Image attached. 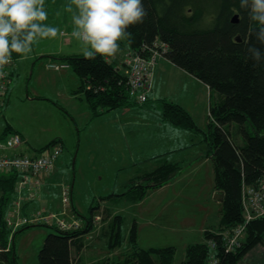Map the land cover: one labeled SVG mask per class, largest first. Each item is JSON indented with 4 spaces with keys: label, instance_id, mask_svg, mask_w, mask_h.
<instances>
[{
    "label": "trees",
    "instance_id": "1",
    "mask_svg": "<svg viewBox=\"0 0 264 264\" xmlns=\"http://www.w3.org/2000/svg\"><path fill=\"white\" fill-rule=\"evenodd\" d=\"M197 2L200 1L144 0L147 17L142 24L130 27L132 35L123 41L130 49L143 54L160 49L175 65L222 95L218 102L212 104L206 126H200L183 105L165 97L160 99L161 116L174 126L203 134L207 145L204 156L212 162L215 188L223 194L218 228L231 229L246 224L245 243L243 241L241 247L227 251L222 236H216L209 230L205 235L218 243L216 250L203 240L190 243L185 247V258L177 261L176 247H144L138 243L136 218L124 232L125 214L109 215L113 209L122 207L112 209L109 201L120 203L125 199L126 202H139L154 189L172 181L182 171V165L161 156L151 170L150 167H138L139 174L130 178L131 183L125 191L101 196L95 205H91L87 216L81 215L73 202L72 186L67 187L70 189L65 193V201L71 197L72 210L78 214V220H66L72 223L66 229L56 222L40 224L54 227V231L45 236L39 251V264H87L84 252L91 249L88 235L94 232L100 239V246H94L100 250L90 264H208L212 253L219 257L220 264H242L246 253L263 242L264 216L245 221L243 190L247 185L257 184L264 176V133L260 132L264 128V64H255L248 58L247 47L253 25L247 12L239 9V0H220L214 23L209 26L199 24L203 13L201 8L189 11V5L194 6ZM236 14L237 21H234ZM44 56L67 64L79 77L80 85L73 93L82 94L85 98L91 121L112 109L144 105L151 100L148 98L138 104L131 98L127 83L128 64L127 67L121 65L115 56H96L90 60H85L83 54L40 57ZM19 57L13 53L15 63ZM248 122L253 125L254 132L249 130ZM14 131L8 126L0 133V141L6 140ZM235 131L243 134V142L238 140ZM54 144L60 148L61 154L64 147L61 138L40 147V151ZM4 151L2 154L7 155L9 151L13 153L16 150L6 148ZM60 154L56 157L55 168ZM24 155L38 156L40 153L35 150L33 154L24 152ZM45 175L53 176L51 172H42L31 177L38 176L42 184L53 182L52 177L44 181ZM19 186V173H0V261L4 264H18L15 245H10L11 235L14 240L19 231L32 227L23 224L14 230L6 221L7 210L12 199L18 196ZM26 207L24 202L22 208ZM123 208L122 211L129 209L126 205ZM97 210L100 213H96ZM118 249L122 251L116 254Z\"/></svg>",
    "mask_w": 264,
    "mask_h": 264
},
{
    "label": "rangeland",
    "instance_id": "2",
    "mask_svg": "<svg viewBox=\"0 0 264 264\" xmlns=\"http://www.w3.org/2000/svg\"><path fill=\"white\" fill-rule=\"evenodd\" d=\"M199 1L194 6L189 5V11L195 7L201 8L203 13L199 24L209 26L214 23L220 0ZM69 3L70 0H45V8L48 12V20L45 23L58 27L61 34L55 39L38 40L33 46V52L22 56L23 69L19 70L18 74L15 72L12 75L8 93H11L9 104L5 99L0 109V132L5 128L8 120L27 141L23 139L25 143L21 147H15L14 152L18 156L24 152L33 154L35 150H38L41 155L43 151L45 153L51 150L56 144L41 151L40 147L56 138H61L64 142L57 167L51 171L53 176L49 175L54 179H52L53 182H50L51 178L46 175L44 181L49 182L44 184L40 183L38 176L30 177L29 181L33 180L35 184L28 181V185H21L18 188V196L12 199L7 210L6 221L13 227L12 229L15 230L23 224L32 225L28 229L19 231L14 240L13 234L10 237V245L14 244L16 248L18 264H39V251L45 236L54 231V227L27 222L29 218L54 213L62 218L67 217L65 220H78V214L76 215L72 210L71 197L67 202L65 201L67 196L65 193L70 189L67 187L72 186L73 202L81 215L87 216L91 205H95L101 196L125 191L131 183L130 178L139 174L138 167L143 169L150 167L149 170H151L158 162V158L164 156L155 154L138 163H134L132 159L143 157L144 151H150V147L156 143V132H158L156 130L160 129V125L153 121L161 112L158 102L149 99L150 101H145L144 105L135 104L131 107L115 108L91 121V112L85 98L82 94L73 93L81 82L73 69L50 67L51 60L48 59L51 58L40 57L42 50H48L45 55L48 52L56 55L83 54L84 49L81 43L71 35L73 31L71 14L66 10ZM131 51L132 49L122 40L120 50L114 55L115 59L127 67V58ZM35 52L39 58L37 61L40 60V62L34 69L35 60L32 56ZM156 55L158 56L157 66L165 56L163 52ZM42 63L48 64V67H40ZM170 65L171 69L167 72L163 69L159 71V84L164 86L166 91L168 89V92H171L170 97L173 98V96L176 97L173 94L180 93L182 87L180 84L186 76L181 68L174 64ZM63 68H66V72L60 70ZM155 68L152 74V89ZM127 72L129 73L128 70ZM174 78H179L177 85L173 82ZM166 79L167 81L163 83L162 81ZM200 90L198 100L201 105L200 111H194L195 116H193L200 126H206L212 104L218 102L222 95L211 89L210 91L204 88ZM131 98L136 101L134 97L131 96ZM167 125H170L175 132L185 130L169 122ZM247 126L252 132L255 131L251 122H248ZM18 131L13 133H19ZM260 132L264 133V128ZM234 134L240 142L244 141L241 132L237 134L235 131ZM190 140L194 141L190 150L181 154L182 171L178 172L172 181L154 189L139 202H126L125 199L120 200V203L109 201L112 209L120 205L122 209L125 205L129 207L128 210L123 211L120 208L113 209L109 213L110 216L117 212L125 214L124 232L136 218L138 243L144 247H176L177 261L185 258V247L188 244L202 240L209 242L210 239H207L205 235L206 231L211 230L214 235L222 236L228 230L218 228L223 197L214 185L212 162L204 156L207 146L204 136L193 134ZM181 141L184 143V139ZM155 149L159 150V147ZM3 152H5L4 149H0V155ZM13 153L9 151L7 155ZM19 179L22 180L21 177ZM24 202L31 206L27 209L22 208ZM41 205L45 209L36 208ZM243 211L245 217L246 210ZM11 212L12 216H10ZM96 213H100L99 210ZM99 218L97 216L96 219L99 220ZM247 229L246 226L241 235L244 243ZM88 237L91 249L84 253L86 263L90 264L98 257L100 249L94 245L100 246V239L95 232ZM118 250L116 254L122 251ZM0 264L4 263L0 261ZM242 264H264V240L246 253Z\"/></svg>",
    "mask_w": 264,
    "mask_h": 264
},
{
    "label": "clouds",
    "instance_id": "3",
    "mask_svg": "<svg viewBox=\"0 0 264 264\" xmlns=\"http://www.w3.org/2000/svg\"><path fill=\"white\" fill-rule=\"evenodd\" d=\"M239 9L247 12L253 25L248 58L264 64V0H239ZM66 10L71 14V35L81 43L85 60L114 56L120 42L131 37L129 28L142 24L148 15L144 0H70ZM47 20L45 0H0V77L6 75L4 68L12 62L13 53L27 56L38 40L61 34Z\"/></svg>",
    "mask_w": 264,
    "mask_h": 264
},
{
    "label": "built area",
    "instance_id": "4",
    "mask_svg": "<svg viewBox=\"0 0 264 264\" xmlns=\"http://www.w3.org/2000/svg\"><path fill=\"white\" fill-rule=\"evenodd\" d=\"M156 53L162 54V51L156 48L152 49L150 53L143 54L132 50L127 58L129 71L127 80L128 91L130 96L136 99V102L144 103L147 101L149 94L152 91V74L158 59ZM14 65L15 62L12 58V62L4 68L6 75L0 77V109H2V104H4L11 87ZM49 66L68 67V65L64 63H50ZM22 143V136L19 133H13L9 135L6 140L0 141V149L15 148ZM59 154L60 148L57 146H54L51 150L45 151V153L43 151L41 155H38L37 157L24 154L18 156L17 153L11 155L2 154L0 155V173L17 172L19 173V177L22 178V180L19 179L20 186L28 184L30 182L29 178L32 175H37L42 172H51L55 168L56 157ZM243 207V210H246V222L264 216V176L261 177L257 184H251L244 187ZM12 215L11 212L10 216ZM27 222H32L34 224H50L56 222L55 224L64 229L70 228L72 225V223H68L64 218L54 213L41 215L39 217L34 216V218H29ZM245 227L246 224H240L225 231V235H222V241L223 246L227 251H232L235 247L242 244L243 237H241V235L243 234ZM208 243L212 249L216 250L218 243L215 240L210 239ZM208 264H220L219 257L212 253L209 257Z\"/></svg>",
    "mask_w": 264,
    "mask_h": 264
},
{
    "label": "crops",
    "instance_id": "5",
    "mask_svg": "<svg viewBox=\"0 0 264 264\" xmlns=\"http://www.w3.org/2000/svg\"><path fill=\"white\" fill-rule=\"evenodd\" d=\"M47 51L48 50H42L40 55L41 56L45 55L47 53ZM36 53L37 52H35L34 55L32 56V59L35 60V62L33 61L34 62L33 63L34 69H35V66L40 62V60L39 61L36 60L37 59ZM48 54H51V52H48ZM23 60H24V58L22 56H20L17 59L16 66L14 68V73L16 72L15 74H18L19 70L23 69ZM48 60L49 61L51 60L50 62L54 61L52 59H48ZM170 64H174V63L166 57H163L159 61L158 65L156 66L155 71H154V75H153V86H154V88L150 92L149 98L150 99L152 98L151 100L158 102L160 104V106L162 105L160 102V99L163 97L168 98L170 100H173L175 102L180 103L181 105H183L187 110H189L194 115V111L199 110L201 107L200 102L198 101L199 95L201 94L200 89L204 88V89H207L208 91H210L209 86L206 85L205 83H203L201 80H199L195 76H193L192 74H190L189 72H186V70L182 69L183 73L185 74L184 76H186V78H184L182 80V82H181L182 85L180 84V86H182L180 89V93L173 94V95H176L177 98L175 96H173V98L170 97L171 92H168V89L166 91L164 86L159 84V71L161 69H163L167 72L168 70L171 69ZM43 66L48 67V64L45 65L42 63L40 67H43ZM52 69L57 70L54 68H52ZM60 70H64L62 72H66V68H63ZM68 75L69 74H67V76ZM75 79H78V77H75ZM161 79H162V77H161ZM178 79L179 78H174V80H173L174 84L177 85ZM166 81H167V79L162 81V82L165 83ZM155 85H156V88H155ZM10 94H8V97H7V104H9V101L11 98ZM72 95H74V94H72ZM9 96H10V98H9ZM35 97H33V98H35ZM204 111H205V109H204ZM153 122H157V124L160 125V129L156 130V131H158V132H156L157 133L156 134L157 135L156 143L150 147V149H151L150 151H144L143 157H140L138 159L132 158L134 160V163L135 162L138 163L140 161H145V160L149 159V157L154 156L155 154L164 155L163 157H165V158H168L170 160H177L181 163L180 159L183 160V157L181 154L186 150H188V151L190 150L189 148L191 147L192 142L194 143V141L193 140L191 141L190 139H192L193 134H195V135H197V134L192 132V131H188V130H181L179 132H175L170 125H167L168 122L164 121L162 119L161 112L158 115V118L156 120H154ZM8 126H11L12 130L18 131L17 129L13 128V125L7 120V123H6V126L4 129H6ZM3 130L1 132H3ZM23 137H24V135H23ZM24 139H25V137H24ZM181 139H184V143L181 141ZM25 142H27L26 139H25ZM157 147H159V150L155 149ZM158 159H160V158H158ZM30 206L31 205L27 204V207L25 209L29 208ZM36 208L37 209H41V208L45 209V207L43 205L38 206Z\"/></svg>",
    "mask_w": 264,
    "mask_h": 264
},
{
    "label": "water",
    "instance_id": "6",
    "mask_svg": "<svg viewBox=\"0 0 264 264\" xmlns=\"http://www.w3.org/2000/svg\"><path fill=\"white\" fill-rule=\"evenodd\" d=\"M237 17H238V14H236V15L233 17V20H234V21H237ZM220 196L223 197V194L220 195Z\"/></svg>",
    "mask_w": 264,
    "mask_h": 264
}]
</instances>
